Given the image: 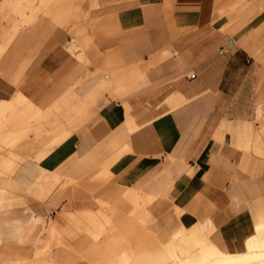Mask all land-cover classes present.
I'll list each match as a JSON object with an SVG mask.
<instances>
[{"label": "crops", "instance_id": "obj_1", "mask_svg": "<svg viewBox=\"0 0 264 264\" xmlns=\"http://www.w3.org/2000/svg\"><path fill=\"white\" fill-rule=\"evenodd\" d=\"M226 1L138 0L123 9L116 31L129 43L124 58L143 60L128 73L138 77L113 79H126V90L90 110L56 109L52 100L72 75L71 56L44 51L18 80L9 76L18 71L0 70V105L15 102L18 116L24 95L46 114L24 135L17 117L19 139L0 148V207L8 185L21 187L30 193L21 195L30 225L46 219V226L29 237L35 226L21 221L18 243L0 251L38 250L43 240L50 257L33 264H71L72 250L84 257L80 264H154L185 230L191 264L206 255L210 264L212 246L241 254L254 235L264 245V134L255 94L245 101L254 89L245 44L256 43L262 20L210 18ZM195 232L209 242L196 243ZM174 245L182 258L187 243Z\"/></svg>", "mask_w": 264, "mask_h": 264}, {"label": "rangeland", "instance_id": "obj_2", "mask_svg": "<svg viewBox=\"0 0 264 264\" xmlns=\"http://www.w3.org/2000/svg\"><path fill=\"white\" fill-rule=\"evenodd\" d=\"M137 1L0 0V70L18 71L17 74L9 75L18 80L21 78L20 72L34 66L44 51H58L63 56L72 57L73 69L70 79L65 82L64 86H60L52 96L56 109H60V103L64 105L81 104L86 110H90L95 107L101 96L111 99L119 98V92L126 90L128 84L124 78L119 80L120 84L113 79L136 71L132 68L138 66L143 60L124 58L123 51L126 50L129 43L120 42L121 33L116 31V19L123 9L138 4ZM170 13L171 11H168L167 15ZM222 14L246 22L254 17L262 20V25L258 28L256 43L250 47L251 43L248 42L250 38H248L245 44L251 50V57L247 61L248 83L254 87L252 91L246 92L245 101L248 107L252 95L255 94L256 105L253 114L260 122V127L257 130H261L259 133L263 135L264 132L261 128L264 126V112L261 105L264 102V0H227L224 6L216 10L215 14L213 12L210 14V18H216ZM22 36H25L28 41L20 42ZM113 36L115 37L113 38ZM259 36L260 38H258ZM129 77L136 79L138 76L129 75ZM81 85L82 88L85 87L84 91H79ZM135 92L136 90L127 93L135 94ZM152 97L156 98L157 93ZM18 100L19 104L24 105L23 111L20 110L21 108L19 109L18 116L15 113V102L0 105V148L13 146L19 139L15 138L13 131L17 117L24 135L46 116V114L36 111L26 96L20 95ZM7 187L12 191L3 198L0 207V247L3 248L15 246L18 243L13 231L16 224H20L21 221L26 222L28 226H35L28 233L29 237L32 236V232L46 226V219H39L34 225H30L32 221L28 216L33 214L30 203L24 202V199L21 201L23 198L21 195L30 193L23 191L21 187L16 188L13 185ZM61 188L60 183L58 189ZM0 189H2L1 186ZM16 195L19 197L17 202H15ZM177 235L181 238L182 233ZM199 235L198 239L197 232H195L194 241L198 244L206 243L205 236ZM188 237L192 242L191 232ZM55 242L58 240L56 239ZM39 243L38 250L26 253L15 254L13 251H0V257H3L1 262L3 264L46 263L50 257V252L46 250L47 242L39 240ZM188 248L181 250L185 256L182 257L184 259L189 255ZM127 258L126 250L120 252V260L125 262ZM159 258L158 264H169L174 259L181 257L177 252L167 249ZM69 261L71 264L85 262L79 250L70 252ZM192 261H197V258Z\"/></svg>", "mask_w": 264, "mask_h": 264}, {"label": "bare ground", "instance_id": "obj_3", "mask_svg": "<svg viewBox=\"0 0 264 264\" xmlns=\"http://www.w3.org/2000/svg\"><path fill=\"white\" fill-rule=\"evenodd\" d=\"M239 1V0H238ZM257 1V0H254ZM249 5V4H248ZM247 5V6H248ZM210 15V13H209ZM263 58V57H262ZM260 72V70H259ZM261 73V72H260ZM205 231L209 232L211 231L212 227L211 226H205ZM173 235V237L170 240V248H168L169 250L175 251V240L176 239H181L182 241L187 243V246L189 247L188 249L189 251V255L186 257V259L184 258H179V260H181L182 263L177 262V258L174 259L172 261L171 264H191L190 259H191V239L189 237H186L185 232H182L181 238L177 235ZM205 240H207V242H209L208 237L205 236ZM157 247V246H156ZM155 247V248H156ZM159 248V247H158ZM247 248L249 249L247 252H243V253H229V252H222L220 250H218L215 247H211V252L210 255L213 256V260L210 262V264H264V245H261L260 243H258L256 241V236H252V238H250L248 240L247 243ZM156 250V249H155ZM157 251V250H156ZM142 253V252H141ZM140 254V253H139ZM159 255V253H158ZM161 255V254H160ZM163 255V254H162ZM161 255V256H162ZM157 256V255H156ZM207 256V255H206ZM206 256L205 258L200 261L198 264H206ZM145 257V256H144ZM148 257V256H147ZM185 257V256H184ZM150 258V257H148ZM163 258V257H161ZM189 258V259H188ZM146 259V258H145ZM151 261V260H150ZM159 263V261L157 262V264Z\"/></svg>", "mask_w": 264, "mask_h": 264}, {"label": "built area", "instance_id": "obj_4", "mask_svg": "<svg viewBox=\"0 0 264 264\" xmlns=\"http://www.w3.org/2000/svg\"><path fill=\"white\" fill-rule=\"evenodd\" d=\"M261 109H262V111L264 112V102H263L262 105H261Z\"/></svg>", "mask_w": 264, "mask_h": 264}]
</instances>
